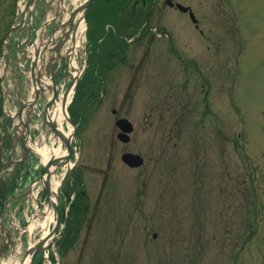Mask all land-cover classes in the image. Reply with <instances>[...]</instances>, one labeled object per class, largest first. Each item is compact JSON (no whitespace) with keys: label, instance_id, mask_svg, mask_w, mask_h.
I'll return each instance as SVG.
<instances>
[{"label":"rangeland","instance_id":"obj_1","mask_svg":"<svg viewBox=\"0 0 264 264\" xmlns=\"http://www.w3.org/2000/svg\"><path fill=\"white\" fill-rule=\"evenodd\" d=\"M16 1L0 0V31ZM135 1L96 0L89 14L90 59L73 98L78 112L68 107L77 124L72 191L81 212L48 254L58 264H264V0H175L193 9L198 28L167 0L134 7ZM72 2L66 1L70 9ZM118 9L133 41L103 83L98 57L106 42L126 34L118 18L103 14ZM7 70L12 89L13 69ZM119 117L135 126L128 143L117 136ZM35 123L54 143L51 131ZM126 151L145 163L130 167L122 160ZM41 167L31 156L18 192H28ZM243 181L251 202L240 193ZM37 205L29 198L17 219H30ZM42 232L37 226V239Z\"/></svg>","mask_w":264,"mask_h":264},{"label":"water","instance_id":"obj_2","mask_svg":"<svg viewBox=\"0 0 264 264\" xmlns=\"http://www.w3.org/2000/svg\"><path fill=\"white\" fill-rule=\"evenodd\" d=\"M36 1L37 0H29L28 1L26 10L24 12V16H25L27 11H31V4L35 3ZM91 2H92V0H85L84 2L76 5L73 8L68 19L66 21H64V23L62 24L61 27L67 31L66 32L67 34H66V36L61 37V40L57 44L56 47L52 48V50L57 51L59 56H61V50L63 49L64 44L66 43L68 36L71 33V29L73 27L77 28L83 19L85 21H87V12H88V9L90 7ZM168 3L170 5L175 4L172 0H169ZM178 7L182 11H188V9H189L188 7H186L180 3H178ZM191 17L195 21L197 20L192 11H191ZM72 40H73V43L76 42L75 34H74ZM45 50H47L46 46L41 49V47H38L35 45V53H34V58H32V65H31V75H32L33 84L35 86V100H37L39 98L40 92L42 90H46V87L44 86V83H43V69H46V64H47L46 63L47 58H46ZM7 56L9 58V54H7ZM51 63L52 62H50V64H48V65H51ZM74 81H75V79L73 78V82ZM53 82H54V97L49 99V101L46 105L45 112H44V118H45L46 123L52 129V132L54 133L55 137L60 138L63 141V145L65 147H67L68 153L66 155H62L60 157H54V158L50 159V161L47 162V164H45V168H44V171L41 175L40 181H42L44 183V185L47 189L48 198H49V205L52 204L55 211H56V223H55L53 231L49 235L42 237V239L40 241L35 242L34 244H31L29 246V249H28L25 257H23L18 264H33V261L36 258V256L41 251L47 250L49 248V246L56 241L58 235L60 234V225H61V211H60V205H59L60 196L57 195V201L55 203V201H53V199H52L51 179L55 174L58 173V170L60 167H62L63 165H69V163H70V160H71V157H72V154L74 151V148L72 147V140L75 136V130L72 133H70L69 135H66L61 129H59L58 125L55 123V121H53V119L51 117V110H52L53 105L57 99V93H56L57 85L55 83V79H53ZM66 100H67V98L64 97L63 105H64L65 109H66ZM22 108H24L23 104H22ZM67 117H68L69 121H71V119L69 118L68 115H67ZM117 125L123 130V132H121L119 134L120 139L125 141V142H128L130 140V136L127 133L133 131V129H134L133 124L127 118H120L117 120ZM21 139H22L23 147L26 150L25 151V155H26L30 151V148L27 144L28 139H27V137H22ZM123 160L126 163H128L129 165L135 166V167L141 166L144 162V159L141 155L134 154L131 152L124 153L123 154ZM20 162L21 161H18L16 164H19ZM2 169H3V167H0V171ZM70 170H71V166L69 165L67 172L69 173ZM32 239H34V235H32ZM28 255H30V259L27 261Z\"/></svg>","mask_w":264,"mask_h":264},{"label":"bare ground","instance_id":"obj_3","mask_svg":"<svg viewBox=\"0 0 264 264\" xmlns=\"http://www.w3.org/2000/svg\"><path fill=\"white\" fill-rule=\"evenodd\" d=\"M85 28H86V22L83 19L79 25V28L77 29V42L76 45L81 44L83 41H85ZM77 50L75 49L73 52L69 53L71 57L70 62V69L72 70V75H78L79 71H77L78 61H77ZM74 96V89L71 88V90L68 93L67 96V102H66V109L68 110V104L72 101ZM53 116L52 119L55 121V123L58 125V127L67 132L69 134L70 131H72V126L69 124V129L66 127V123L68 120L67 112L65 110V107L62 102V97L60 98L59 102L55 104V106L52 109ZM43 140L41 143L36 142L33 144V149L42 157L44 162L48 161L52 157L55 156H62L66 155L68 152L67 148L63 145V143L60 141L58 146L49 144L46 141V137L43 134ZM32 144V143H31ZM59 186H60V179L58 176L52 177V199L53 201H57V195L59 193ZM37 217V218H36ZM40 217H43V222H41L39 219ZM56 217V211L52 204L46 206V209L44 212L40 213V210L38 209V212L31 217V223L29 225V231L31 234H34L35 229L38 227H41L43 230V236H46L50 232V225L55 221ZM34 240L31 241L33 243ZM16 255H20L22 253V247L19 243V247L16 250ZM13 258V257H12ZM29 258H27V261ZM5 264H18L13 262V259L10 261H6Z\"/></svg>","mask_w":264,"mask_h":264},{"label":"flooded vegetation","instance_id":"obj_4","mask_svg":"<svg viewBox=\"0 0 264 264\" xmlns=\"http://www.w3.org/2000/svg\"><path fill=\"white\" fill-rule=\"evenodd\" d=\"M122 38V37H120ZM111 58L109 59L108 72H112L116 69L118 65H121L124 62L125 59V50L123 48L122 40L118 42V46L114 48V50L111 52ZM117 56H121L122 58H118ZM57 78L59 77L58 73L56 74ZM13 102H18L17 94L15 93L14 88V95L12 96ZM2 112L0 113V116L3 117V122L7 123L11 121V116L8 115L6 110L2 108ZM5 138H8L7 143V149L6 156L1 155L0 156V164L4 159L10 160L15 156V151L18 149V146L20 145V140L15 138V135L13 133L10 134L9 130L7 131ZM10 134V136H9ZM23 151L21 152L22 155ZM6 157V158H5ZM15 174V172H11L10 170H6L3 173L0 174V182H5V187L9 190L13 185L12 183V176ZM7 176V178H5ZM11 179V180H10ZM23 200V199H22ZM14 204V200L11 201V204L9 202V199L6 200L3 199V197L0 196V251L3 252L4 250L7 252L13 251L16 249L18 245L17 240V229L15 227L11 226V207Z\"/></svg>","mask_w":264,"mask_h":264},{"label":"trees","instance_id":"obj_5","mask_svg":"<svg viewBox=\"0 0 264 264\" xmlns=\"http://www.w3.org/2000/svg\"><path fill=\"white\" fill-rule=\"evenodd\" d=\"M252 167V166H251ZM252 181H253V178L251 179ZM245 185V183H244V181L243 182H241V183H239L238 184V187H241V186H244ZM241 189V195L245 198V199H247L248 200V202L250 201L251 202V195L250 194H248V192L246 191V187L244 188V187H241L240 188Z\"/></svg>","mask_w":264,"mask_h":264}]
</instances>
